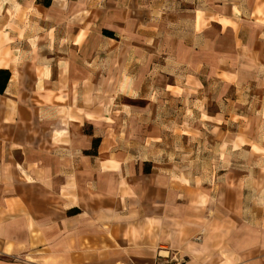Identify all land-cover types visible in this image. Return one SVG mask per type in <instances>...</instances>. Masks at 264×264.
<instances>
[{
	"label": "crops",
	"instance_id": "1",
	"mask_svg": "<svg viewBox=\"0 0 264 264\" xmlns=\"http://www.w3.org/2000/svg\"><path fill=\"white\" fill-rule=\"evenodd\" d=\"M0 71V264H264V0H0ZM167 94L252 169L123 150L156 136L103 103Z\"/></svg>",
	"mask_w": 264,
	"mask_h": 264
},
{
	"label": "rangeland",
	"instance_id": "2",
	"mask_svg": "<svg viewBox=\"0 0 264 264\" xmlns=\"http://www.w3.org/2000/svg\"><path fill=\"white\" fill-rule=\"evenodd\" d=\"M156 90V86L148 88V92ZM144 101L142 97H138L131 104L124 103L123 99L112 101L111 104L109 101L103 103L107 110L110 105L117 108V115H123V122L136 117L140 123H148V132H144L141 138H145L147 134L156 136L148 148L140 140L130 139L132 142L121 146L123 150L141 160L150 158V165L174 170L187 182L198 187L216 188L221 183L222 174L235 167L252 169L247 164L231 162L245 161L248 149L239 151L222 147L221 141L231 137V134L211 129L210 122L203 115L201 102L193 103L192 106L188 98L167 94L163 106L158 105L157 99L152 101L151 116L145 113ZM133 111H136L137 116L132 115Z\"/></svg>",
	"mask_w": 264,
	"mask_h": 264
},
{
	"label": "trees",
	"instance_id": "3",
	"mask_svg": "<svg viewBox=\"0 0 264 264\" xmlns=\"http://www.w3.org/2000/svg\"><path fill=\"white\" fill-rule=\"evenodd\" d=\"M0 77H3L2 84L0 85V93H3L7 81L9 80V73L5 71H0Z\"/></svg>",
	"mask_w": 264,
	"mask_h": 264
},
{
	"label": "built area",
	"instance_id": "4",
	"mask_svg": "<svg viewBox=\"0 0 264 264\" xmlns=\"http://www.w3.org/2000/svg\"><path fill=\"white\" fill-rule=\"evenodd\" d=\"M160 264H186V260L181 257H173L166 262L160 263Z\"/></svg>",
	"mask_w": 264,
	"mask_h": 264
}]
</instances>
